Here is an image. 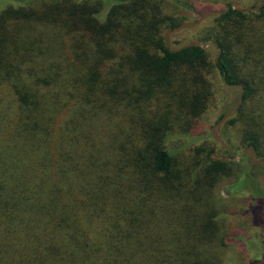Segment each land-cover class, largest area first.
<instances>
[{
	"label": "trees",
	"instance_id": "1",
	"mask_svg": "<svg viewBox=\"0 0 264 264\" xmlns=\"http://www.w3.org/2000/svg\"><path fill=\"white\" fill-rule=\"evenodd\" d=\"M162 1L0 0V264L224 263L222 213L198 193L230 162L202 144L176 174L164 140L204 114L215 71L255 99L264 4L214 18L211 60L166 46L180 22ZM246 142L264 158V132ZM240 189L261 227L264 194Z\"/></svg>",
	"mask_w": 264,
	"mask_h": 264
},
{
	"label": "rangeland",
	"instance_id": "2",
	"mask_svg": "<svg viewBox=\"0 0 264 264\" xmlns=\"http://www.w3.org/2000/svg\"><path fill=\"white\" fill-rule=\"evenodd\" d=\"M39 1L37 0V2ZM178 1L163 0L162 6L165 13L179 18L180 24L195 22L204 13L222 12L228 5L248 9L257 6L258 3L257 0ZM41 3H38V5ZM215 17L216 15L207 16L198 26L172 32L168 41L169 48L176 50L190 42H198L202 45L209 44L206 50L209 51L210 59H216L218 51L213 42L210 41L211 34L209 35L214 26ZM167 32L165 33V42ZM261 35L264 36V31ZM262 39L260 40L261 43L260 41L258 42V49L264 45L262 43L264 37ZM250 66H253L250 68V71L257 73L255 77L256 81H259V91L252 102H241L239 107L217 129L218 135L225 144L224 149L213 139L210 129L217 122L219 116L236 103L240 94V88L238 86L227 85L217 71L209 76L212 83V95L204 114L195 122H191L189 127L186 126V131L182 129V124L177 121V118L171 117L174 124H171L164 140V146L172 151L177 158L178 166L175 168L176 174L181 169H184L188 165L191 166L197 161L192 150L195 146L202 144L214 149V153L219 152V158L241 156L238 161H228L230 163L225 167L226 174L217 176L212 181L208 179V184L203 188L206 190H201L198 193V197H201L203 201L208 200L210 207L213 206L222 213L218 220L222 226L221 236L224 235L225 237H223L224 240L220 245V249L224 253L223 264H244V262L248 261H255V264H264L262 247L264 224L261 227L251 226L249 218L241 215V210L245 207L247 201L244 199V193L240 192V188L250 187L256 192L255 194H259L261 191L264 194V166L252 165L249 163L248 156H243L247 147V136L250 133L258 134L264 132V46L261 48V54ZM121 174L127 177V169L123 168ZM245 174H253L255 177L250 176L240 182ZM258 188H261V190H258ZM262 198L264 199V196ZM182 203L183 201L179 204ZM198 209L199 207L196 205V211ZM238 211L241 212L239 215H236ZM261 220L264 223V218H261Z\"/></svg>",
	"mask_w": 264,
	"mask_h": 264
},
{
	"label": "water",
	"instance_id": "3",
	"mask_svg": "<svg viewBox=\"0 0 264 264\" xmlns=\"http://www.w3.org/2000/svg\"><path fill=\"white\" fill-rule=\"evenodd\" d=\"M257 1L259 3L257 6H254V7L248 8V9H241V8H237V7H232V9L233 10H238V11H240L242 13L251 12V11H257L264 4V2L262 0H257ZM226 11H228V9H226ZM224 13L225 12L204 13L195 22H188V23H182V24H180L179 26L175 27L172 31L167 32V34H166V46L169 48L168 41H169V36H170V34L172 32H178V31L183 30L185 28L198 26L204 20V18H206L207 16H210V15L219 16V15L224 14ZM189 47H199L202 50H206L209 47V44L202 45L201 43H198V42H190L187 45L181 47V49H185V48H189ZM238 87L240 88V94H239V97H238L236 103L230 109H228L222 115V117L219 119V121L217 123H215L211 127V129H210V132H211V135H212L213 139L217 143H219L221 145V148L222 149L225 148V144L223 143L221 137L218 135L217 129L228 119V117L241 104L242 99H243V94H244V88L241 85H239ZM218 155H219V153L218 154H213V161H219V162L238 161L241 158V156L235 157V158H230V157H222V158H219ZM243 156H248L249 163L252 164V165H263L264 164V159H256L255 158V154H254V151H253L252 148L245 149V151L243 153ZM262 247H263V252H264V241H263Z\"/></svg>",
	"mask_w": 264,
	"mask_h": 264
},
{
	"label": "flooded vegetation",
	"instance_id": "4",
	"mask_svg": "<svg viewBox=\"0 0 264 264\" xmlns=\"http://www.w3.org/2000/svg\"><path fill=\"white\" fill-rule=\"evenodd\" d=\"M246 149H247V148H246ZM218 153H219V152H217V153H214V152H213V153H211V156L213 157V154H218Z\"/></svg>",
	"mask_w": 264,
	"mask_h": 264
}]
</instances>
